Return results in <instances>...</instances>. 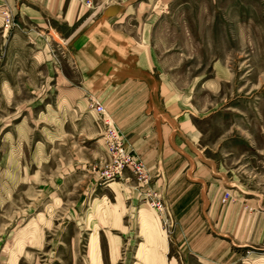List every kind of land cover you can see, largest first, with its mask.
<instances>
[{
  "label": "crops",
  "instance_id": "0c3cea01",
  "mask_svg": "<svg viewBox=\"0 0 264 264\" xmlns=\"http://www.w3.org/2000/svg\"><path fill=\"white\" fill-rule=\"evenodd\" d=\"M4 10L19 29L2 30ZM156 18L138 0L104 2L91 10L79 0H0V111L10 104H44L50 148L64 140L66 147L86 149L94 141L103 155L105 126L90 99L105 108L171 218L167 237L140 214L143 225L134 228L145 236L137 241L131 264H264V212L246 201L221 204L226 184L213 179L211 184L203 175L192 98L170 82L152 45ZM19 176L18 183L37 179ZM127 183L128 178L120 185L134 188ZM133 193L124 201L137 202L140 195ZM45 212L51 215L53 206ZM100 213L119 222L116 208ZM37 223L27 230L35 246ZM100 230L89 237L90 264H102ZM109 242L115 262L117 244Z\"/></svg>",
  "mask_w": 264,
  "mask_h": 264
},
{
  "label": "rangeland",
  "instance_id": "374dc122",
  "mask_svg": "<svg viewBox=\"0 0 264 264\" xmlns=\"http://www.w3.org/2000/svg\"><path fill=\"white\" fill-rule=\"evenodd\" d=\"M112 1L130 0H92L93 8ZM138 2L157 17L152 45L170 82L192 98L203 175L211 184L212 179L226 184L233 196L229 203L246 201L264 212V0ZM28 104L0 111V264H90L89 237L96 228L102 229L97 232L102 264H131L137 241L145 236L134 228L143 225L140 214L166 235L141 196L134 204L124 201L139 194L137 181L126 170L103 182L100 170L109 163L103 137V155L94 141L86 149L66 147L64 140L50 148L46 106ZM23 173L37 179L18 183ZM127 178L133 189L120 185ZM151 183L152 178L150 189ZM49 205L51 215L45 212ZM115 208L117 225L100 213ZM41 215L44 221L38 220ZM34 221L37 246L27 233ZM109 241L117 244L115 262Z\"/></svg>",
  "mask_w": 264,
  "mask_h": 264
},
{
  "label": "built area",
  "instance_id": "2783aa9c",
  "mask_svg": "<svg viewBox=\"0 0 264 264\" xmlns=\"http://www.w3.org/2000/svg\"><path fill=\"white\" fill-rule=\"evenodd\" d=\"M79 1L86 9L91 10L93 8L92 0ZM2 17L3 31L9 32L19 28L18 23L15 22L9 11H2ZM90 107L101 117L105 126L103 140L109 157V163L100 170V178L103 182L110 183L120 178L124 171L128 170L137 181V188H141L139 195L156 212L161 226L168 233L171 222L168 208L163 199L154 190L149 188L150 178L143 163L126 148L123 136L113 125L105 108L95 100H91ZM232 199L231 192L225 190L220 199V203L226 204L232 201Z\"/></svg>",
  "mask_w": 264,
  "mask_h": 264
},
{
  "label": "bare ground",
  "instance_id": "6f19581e",
  "mask_svg": "<svg viewBox=\"0 0 264 264\" xmlns=\"http://www.w3.org/2000/svg\"><path fill=\"white\" fill-rule=\"evenodd\" d=\"M165 232V231H164ZM166 233V232H165Z\"/></svg>",
  "mask_w": 264,
  "mask_h": 264
}]
</instances>
